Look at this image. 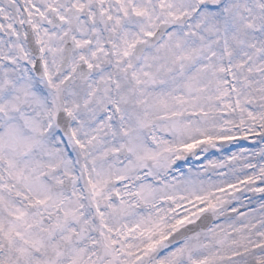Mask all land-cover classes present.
<instances>
[{
	"label": "snow or ice",
	"instance_id": "6c2138e0",
	"mask_svg": "<svg viewBox=\"0 0 264 264\" xmlns=\"http://www.w3.org/2000/svg\"><path fill=\"white\" fill-rule=\"evenodd\" d=\"M0 264H264V0H0Z\"/></svg>",
	"mask_w": 264,
	"mask_h": 264
}]
</instances>
